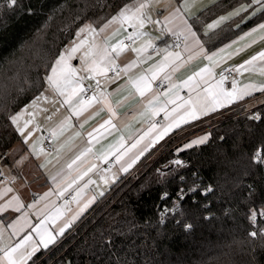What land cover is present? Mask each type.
<instances>
[{"label":"trees","instance_id":"obj_1","mask_svg":"<svg viewBox=\"0 0 264 264\" xmlns=\"http://www.w3.org/2000/svg\"><path fill=\"white\" fill-rule=\"evenodd\" d=\"M134 1L18 0L12 8L0 0L3 164L13 166L9 152L20 141L10 118L43 92L44 77L78 30L89 22L104 25ZM249 2L221 0L190 23L213 49L227 33L223 28L206 36L204 27ZM245 109L215 123L203 133V144L185 147L198 136L191 135L199 128L195 123L146 162L156 148L149 151L29 264H264V103L238 115ZM253 111L259 120L252 119ZM139 166L142 174L132 176Z\"/></svg>","mask_w":264,"mask_h":264},{"label":"crops","instance_id":"obj_2","mask_svg":"<svg viewBox=\"0 0 264 264\" xmlns=\"http://www.w3.org/2000/svg\"><path fill=\"white\" fill-rule=\"evenodd\" d=\"M220 1L190 0L187 5H184V0L181 2L176 0H156L145 11H150L153 21L158 20L159 23H146L142 29L146 35L134 47L139 48L145 42L150 41L151 44L155 45V48L161 51L157 52L153 48H149L143 54V57L140 58L128 48L118 56L113 53L116 64H120L123 67L139 60L135 66L122 73L123 79L118 83H115L108 76V72L106 74L107 78L98 75L95 79L83 80V87L86 89L95 88L96 81H100V89L105 93L107 104L116 113L111 118L115 127L110 125H105L103 128L100 127L104 121L110 118V113L104 105V98L92 102L90 107H87L79 116H76L72 114L68 104H62L65 97L55 93L48 87L47 83L43 92L39 95L45 96L47 99L36 100V97L13 115L20 114L17 125H13L16 131L18 126L22 128L24 135L21 136L17 131L20 135V141L9 152V159L13 166L10 167L0 161V249H4L0 253V264H9L5 252L16 248L18 245H21V247L16 253H13L12 259L17 264H21V262L22 264H29L40 251L45 250L43 244L40 243L41 237L37 230L40 232L46 230L56 234L60 227L64 226L66 222H70L71 226L65 228L63 234L65 236L72 225L107 193V190L119 175H123L133 169L138 161L149 151L168 142L175 133L180 131L177 133L180 134L188 129L189 125L192 126L195 123L207 121L222 111L231 110L234 106L246 104L248 110H253L255 106L262 104L250 102L252 97L263 95L261 92H255L250 97H245L243 100L220 107L198 120L181 124L180 128L174 129L164 139L155 143L154 146H149L147 151L140 154L141 149L149 145V141L160 131V126L169 122V119H166V114L170 113L171 117H177L184 110L181 108L179 112L173 113V108H177L189 98L195 99L198 94L203 95L204 89L209 85H218L219 88H222L219 72L223 67L233 66L235 69L239 68L252 56L264 51V40L258 39L260 33H255L251 37L245 36L246 33L256 28L258 24L264 23V10H260V6L253 4L252 0H250L249 3L243 4L249 5L247 12H242L239 16L222 23L214 30L207 28V25L212 24L219 17L240 8V5L217 17L203 29L204 35L207 32L206 36H209L216 33L215 31L224 28L223 30L227 34L220 37L224 40L223 44L209 49L200 40L208 54L218 52L226 45L232 44V47L227 48L222 54L226 59L219 64L212 65L201 54L184 63L176 71H173L174 65H169L159 72L155 80L151 81V92L146 93L144 97H140L135 92L130 81L135 80L141 74L151 75L149 69H153L157 64L166 63L165 56L167 53L174 54L179 52L187 59L191 53L186 52L184 48L175 49L173 45V41L176 38L184 39V36L179 34L184 28L183 21L187 20L188 24L191 25V19ZM136 4L137 0L126 6L130 5L134 9ZM178 7L182 9V13L179 18H175V10ZM184 8L187 10L184 11ZM254 11L255 14L253 15ZM110 20L105 24H108ZM169 20L171 23L168 22ZM86 24H90L95 28L97 30L96 33L90 34L85 31L79 37L76 34L75 38L65 47L61 54L63 53L67 57L69 52L66 50H70L75 46L73 41H75L76 45H80L83 41V46L77 51H79L80 58L84 60L86 59L85 53L91 50L93 44L101 48L106 44L114 46L129 33L135 31L127 23L123 25L119 22L111 23L103 32L100 29L104 28L105 24L101 26L90 22ZM227 26L231 27L225 29ZM192 30L194 31L193 27ZM173 33H176V35H173ZM242 36L245 37L243 40L240 39ZM254 40L255 43L252 42ZM187 43L191 44V40L187 41ZM83 47L84 49H82ZM164 49H167V53L163 51ZM238 49L240 51H237ZM168 59L171 60L172 57L169 56ZM79 63L78 61L77 64ZM262 64L264 62L257 61L254 68L249 66L252 70L242 69L241 71H244V75L235 84V87L244 88L247 85L264 84V74L261 73ZM205 68H209L212 75L204 72L202 76L195 77L187 86L172 88L171 90L168 87L164 92H158L155 89V84L157 83L167 82L173 85H183L189 77ZM169 73H171V79L165 80V76ZM76 75L77 77L86 76L87 73L81 69V71H77ZM205 80L208 83H205ZM165 92H167V96L163 95ZM96 95L99 97L100 92L97 91ZM153 95L160 98V103L156 105L157 107L165 104L172 97L176 98V103H166V111H160L158 114L152 115L151 112H145L144 105L148 103ZM34 100L36 101L35 105L32 104ZM26 122L28 123L25 127ZM81 125L83 126L81 127ZM44 132L53 134L55 149L53 153L45 154L38 150ZM141 137H143L142 140L140 139ZM201 137H207V135L195 136L189 144ZM25 139H27V143H25ZM138 140L140 143L137 144ZM133 144H136V147H133ZM122 154L123 159L118 161L117 157ZM103 156H107L106 162L101 158ZM137 156L138 159H135V163H132L127 171H124L121 166L131 163ZM110 162L113 164L110 165ZM29 168L31 172L26 173ZM89 168L92 170L88 171L87 175H83ZM82 175L83 178L81 179ZM101 192L103 195H100ZM68 195L75 197L72 203L65 201ZM36 197H39L38 201H35ZM93 197H95L94 201L89 204L87 209L81 212L80 210L84 204L92 200ZM73 217L76 218L73 219ZM63 236L58 235L56 243ZM55 244H50L48 248ZM33 246H37V251L29 256L28 253L32 252ZM22 257L26 258L22 259Z\"/></svg>","mask_w":264,"mask_h":264},{"label":"snow or ice","instance_id":"obj_3","mask_svg":"<svg viewBox=\"0 0 264 264\" xmlns=\"http://www.w3.org/2000/svg\"><path fill=\"white\" fill-rule=\"evenodd\" d=\"M156 2V0H137L136 7L133 9L132 6H125L117 16H114L108 24L104 25V28H101L100 31L103 32L105 28L109 26L111 23L119 22L121 25L127 23L129 27L134 28L135 31L132 33H129V35L126 37L127 40L131 41V45L124 44L123 41H119L116 45L110 46V45H104L102 48L98 45L93 44L91 46V50L87 53H85V58L82 60V64L84 65L83 71L87 73L86 76H80L77 77V69L72 68L68 63L67 60H70L72 58V54L77 52V50L83 46V41L80 45H76L75 41H73V44L75 45L72 49L66 50L69 52V55L66 57L63 53L54 61L52 67L50 68V75H46L44 77L45 82L48 84V87L52 89L55 93H57L59 96L65 97V99L62 101V104H68L70 110L72 111L73 115L79 116L83 111L86 110L87 107H90L92 105V102L99 101L101 98H104V105L107 107L108 112L110 113V118L106 121H104L103 124L100 125L101 128L105 127V125H110L111 127H115L114 124H112V117L116 115L115 111L107 104V100L105 97V93L100 89V81H96V87L92 90V94L88 97L87 100L83 98L81 95L82 93H86L87 89L83 87V80L84 79H95L96 76H104L107 78V72L108 71H115L117 75H119L121 72H127L129 69H131L133 66H135L139 60L133 61L132 63L126 65L124 68H118L116 65L115 57L112 55L115 53L117 56L120 55L125 49L131 47V51L135 52L137 57H143V54L149 49L153 48L155 51L159 52L160 49L155 48V45L151 44L150 41L145 42L141 45V47L136 48L132 45H135L138 41L142 40L146 33L142 31L146 23H159L158 20L153 21L150 11H145V9L149 8V6ZM190 2V0H184V5H187ZM18 3V0H9V4L12 8H15ZM253 4L259 5L260 10H264V0H252ZM249 8V5H241L240 8H237L233 10L232 12H229L225 16L219 17V19L215 20L212 24L207 25L208 29H216L218 28L222 23L227 22L228 20L239 16L242 12H247ZM184 11L187 9L184 8ZM182 9L176 8L175 10V18H179L181 16ZM255 14V11L252 13ZM167 19V18H166ZM171 23V21H168ZM184 28L180 31V35L184 36L185 44L183 45L184 50L186 52L191 53L187 59H185L181 53H167V49H164L167 53L165 56L166 63H160L153 67V69H149V72L151 75H145L141 74L138 78L135 80H131L130 83L132 87L135 89V92L139 94L140 97H144L146 93L152 91V84L151 81L155 80L157 78V75L160 71H163L165 67H168L169 65H174L173 71L178 70L184 63H187V61L193 59L195 56H199L201 54L204 55V57L209 61L210 64L215 65L219 64L221 61L226 59L222 54L227 50V48H231L232 44L226 45V47L221 48L218 52H213L211 54H208L204 48L203 43L201 42L200 38L197 36V33L192 30V26L188 24L187 20L183 21ZM85 31H88L91 33H96V29L93 28L90 24H85L83 27L79 29L77 32V37L80 36L81 33H84ZM186 33V34H185ZM255 33H260L258 36L259 40H264V23L258 24L256 28H253L250 32L246 33V37H251ZM208 33L205 32V35ZM173 35H176V33H173ZM245 37H241L240 39L243 40ZM191 40V44H188L187 41ZM255 43V40L252 41ZM236 43V42H233ZM237 51H240L238 49ZM231 55V54H230ZM171 56L172 59L169 60L168 57ZM98 57V58H97ZM261 61L264 62V51H261L257 55H254L245 62V64L240 65L239 68H236L235 71L240 72L243 70H252L249 68V66H252V68L255 67L256 62ZM228 72H232L233 69H227ZM207 72L209 75H212L211 70L209 68L202 69L201 72L195 73L193 76L189 77L188 80L184 82L183 85H173L169 84V90L172 88H178L187 86L195 77L202 76V73ZM261 73L264 74V64L261 65ZM171 79V73L165 76V80ZM227 79V77H222L220 83L223 82V80ZM205 83H208L207 80H205ZM233 84L235 85V81H233ZM91 87V86H89ZM97 91L100 92V96L98 97L96 95ZM255 92H261L264 93V84H253V85H247L244 88H238L233 87L231 91H225L223 88H219L218 85H209L204 89V94L200 95L198 94L195 99L189 98L187 101H185L183 104L179 105L177 108H173L172 112H179V109L183 108V112H180L179 116L177 117H171V114H166V119H169V122L167 124L160 126V131L157 132L156 136L149 141V145H146L143 149H141L140 154H143V152L148 150L149 146H154L155 143L158 141L164 139L165 136H167L170 132H172L174 129L180 128L181 124H186L192 120H198L202 116H207L211 112L216 111L220 107H224L228 104L234 103L236 101L243 100L245 97L252 96ZM163 95L167 96V92H165ZM47 99L45 96H39L36 98V100H42ZM176 103V98L172 97L169 98V100L166 103ZM36 101L34 100L32 102L33 105H35ZM160 103L159 96L153 95V97L148 101L147 104L144 105L145 112H151L152 115L158 114L160 111H166V103L161 105L160 107H157L156 105ZM26 111V109H25ZM171 117V118H169ZM20 118V114L12 116L11 122L14 125H17V122ZM68 119V118H66ZM252 119L259 120V116H253ZM27 123L25 124V127L27 126ZM83 125H81L82 127ZM155 127V125H153ZM17 131L20 133L21 136L24 135V130L17 127ZM98 131V130H97ZM91 135V133H89ZM141 140L143 137L140 138ZM207 140V137H201L198 140L192 141L190 144L186 145V147H192L193 144H203ZM25 143H27V139H25ZM140 143V141H137V144ZM133 147H136V144H133ZM90 151V150H89ZM259 156V153L257 154ZM102 159L107 161V156L101 157ZM123 159V154L120 157H117V160ZM135 159H138V156L134 158L131 163H128L126 166L122 165V169L124 171H127L128 167H131L132 163H135ZM264 162V161H261ZM75 163V161H73ZM176 164H181V161L177 160L174 161ZM71 167V165H69ZM95 167V165H93ZM92 169L89 168L87 171L83 173V175H87L88 171H91ZM83 175L80 177L83 178ZM71 187V185H69ZM79 195V193H77ZM100 195H103L101 192ZM75 199V197H73ZM95 197L92 198L88 203L84 204L83 208H81V212H83L90 203L94 201ZM264 215V212L261 213ZM255 214H253L254 218ZM76 217H73L75 219ZM70 222H66V224L58 229V232L56 234L48 231L40 232L37 230L38 234L41 237L40 243L43 244L44 248L47 249L50 244H55L57 240V236H63L65 228L70 227ZM190 227V226H189ZM251 236L255 237L256 233L252 232L250 233ZM21 247V245H18L16 248H12L10 251L5 252V256L9 261V264H17L15 260L12 259L13 253H16L18 249ZM0 251H4V249H0ZM37 251V246H33L32 252L28 253L30 256L32 253ZM26 258V257H22ZM22 264V262H21Z\"/></svg>","mask_w":264,"mask_h":264},{"label":"built area","instance_id":"obj_4","mask_svg":"<svg viewBox=\"0 0 264 264\" xmlns=\"http://www.w3.org/2000/svg\"><path fill=\"white\" fill-rule=\"evenodd\" d=\"M127 36H125L121 41H123L124 44H126V45H131V41H129V40L126 39ZM173 43H174V47L177 48V49H182L183 48V45L185 44L184 40L181 39V38L175 39ZM132 46H134V45H132ZM128 49H131V47H129ZM117 66H118V68H123L121 65H118L117 64ZM227 69H233V71L232 72H228ZM121 73L119 75H117L115 71H111L110 70V71H108V76L115 83H118V82H120L123 79V76H122ZM243 75H244V71L237 72V71H235V68L233 66H225V67H223L221 69V71L219 72V78L222 79V77H227V79L223 80V82L221 83L222 84V88L225 91H231L232 88L235 86L233 84V81H235V84H236L237 82H239L241 80V78H242ZM168 87H169V84L167 82L155 84V89L158 92H164ZM93 89H94V87L88 88L87 89V92L82 94V96H83V98L85 100H87L88 97L92 94V90ZM262 98L264 99V94L261 95V96H258L256 99H252L250 102L251 103H253V102H255V103H257V102L262 103L261 102V99ZM242 107H245L246 109L245 110H242L241 112H239L238 115H243V114H246L248 112H252V110H248L247 109L246 104H243V105H239V106H234L230 111L221 113L219 118H223L224 116L230 114L231 111H236L237 109H240ZM253 116H258V112L253 111ZM215 117H213V118H215ZM200 124H198L197 126H199ZM192 128H194V127H190L187 130H192ZM53 141H54L53 134L50 133V132H44L42 134V141H41V143H40V145L38 147L39 152L45 153V154L53 153L55 151ZM162 146L159 147L152 154V156L149 159H147V161L150 160L157 152H159V150L162 148ZM109 164L112 165L113 163L110 162ZM186 165H188V162H186ZM11 182H14V181H11ZM38 200H39V197H36L35 198V201H38ZM65 201L67 203H72L73 202V195H68L65 198ZM164 218H165V216L162 215L161 216V220L163 221ZM252 232H255V231H251L250 233H252ZM0 253H1V251H0Z\"/></svg>","mask_w":264,"mask_h":264},{"label":"rangeland","instance_id":"obj_5","mask_svg":"<svg viewBox=\"0 0 264 264\" xmlns=\"http://www.w3.org/2000/svg\"><path fill=\"white\" fill-rule=\"evenodd\" d=\"M82 49H84V47L82 48ZM81 50V49H80ZM80 62L79 64H77V62ZM67 63L72 67V68H77L79 71H81V69H83V67H84V65L82 64V59L80 58V54H79V51H77L76 53H74V54H72V58L70 59V60H67ZM84 72V71H83ZM261 102H262V104L264 103V99L262 98L261 99ZM220 117V114L219 115H217L215 118H211V119H209V120H207V121H204V122H202L200 125H199V128H197L198 130H196V132H194V133H192L191 135H203V133H209L210 131H211V129L214 127V126H216V124L215 123H218V122H220V120L222 119V118H219ZM200 129V130H199ZM188 136H190V135H188ZM177 136H175V138H176ZM181 142H183V141H178V143H181ZM163 145V144H162ZM161 145V146H162ZM157 149V148H156ZM156 149H155V151H156ZM154 151V152H155ZM153 152V153H154ZM152 153V154H153ZM151 154V155H152ZM151 155L148 157V159L151 157ZM147 161V160H146ZM141 166V165H140ZM137 167V169H136V171L132 174V176H136L137 174L138 175H140V174H142V171L140 170L141 169V167ZM29 172H31V170H30V168L27 170V172L26 173H29ZM137 175V176H138ZM122 176V174L121 175H119L118 177H117V179L112 183V185L111 186H113V184H115L116 182H117V180L120 178ZM110 186V185H109ZM111 186L109 187V189L107 190V192L110 190V188H111Z\"/></svg>","mask_w":264,"mask_h":264}]
</instances>
